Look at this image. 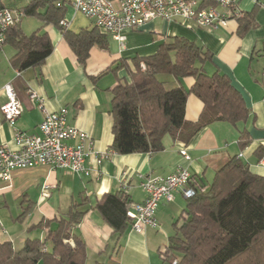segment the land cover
Segmentation results:
<instances>
[{"label": "crops", "instance_id": "crops-1", "mask_svg": "<svg viewBox=\"0 0 264 264\" xmlns=\"http://www.w3.org/2000/svg\"><path fill=\"white\" fill-rule=\"evenodd\" d=\"M239 6L246 14L254 13V25L244 34L239 32L237 19L230 20L227 26H201L192 19L167 21L156 18L126 30L124 49L111 34L103 32L107 35L106 45L92 46L84 64L80 63L63 31L31 16L29 9L21 20L22 29L27 34L38 29L46 31L53 50L43 65L20 70L12 62L16 49L10 43L3 46L0 52V107L7 99L4 86L10 83L23 109L14 127L0 109V145L15 149L16 129L37 135L45 113L65 107L69 124L89 133L95 149L108 152V156L101 163H97L96 156L88 158L87 164L93 169L90 175L54 169L49 165L15 168L8 181L0 182V241H11L19 250L28 237L46 238L49 229L57 226L55 221L50 227H30L43 219L53 220L66 214L73 199L80 197H87L89 205L93 206L104 194L123 189L130 196L129 204L144 202L146 193L140 184L142 175L166 176L182 166L196 180L209 186L216 172L233 156L239 155L254 173L263 176L264 0H240ZM26 16L34 17L36 21L25 20ZM65 20L69 30L75 33L95 26L91 18L71 6H67ZM176 36L195 41L213 55V59L204 64L205 72L209 75L221 72L230 77L249 109L248 117L236 124L213 122L187 143L166 135L165 148L159 152L120 154L111 151L114 87L120 80H130L128 68L134 70L135 57L154 54L161 44ZM158 78L169 87L183 85L187 90L195 84L194 77L180 80L161 74ZM32 93L38 98H31ZM186 103L184 116L189 121H197L204 108L203 101L190 93ZM243 131L248 134L245 148H241L239 142ZM183 149L189 159L182 155ZM174 196L172 201H160L159 226L147 227L142 233L135 231L131 224L119 235L98 209L89 208L76 226V232L87 246L86 264H164L161 252L173 236L174 223L187 204L182 191H176Z\"/></svg>", "mask_w": 264, "mask_h": 264}, {"label": "trees", "instance_id": "trees-1", "mask_svg": "<svg viewBox=\"0 0 264 264\" xmlns=\"http://www.w3.org/2000/svg\"><path fill=\"white\" fill-rule=\"evenodd\" d=\"M59 1L0 0V9L15 8L25 14L30 9L31 16L57 26L84 64L92 46L106 45L107 35L97 26L78 33L70 31L64 25L67 7L59 6ZM237 20L239 32L244 34L254 25V13L243 12ZM7 43L17 51L12 62L20 70L43 65L53 50L46 31L38 29L27 34L21 22L7 31L0 52ZM212 59L213 55L203 46L181 36L164 42L152 55L135 57L134 70L128 68L130 80H120L113 89L111 151L159 152L165 148L166 135L187 143L213 122L236 124L246 120L249 109L230 77L221 72H205V62ZM161 74L180 80L194 77L195 84L190 90L183 85L169 87L158 78ZM190 93L204 103L197 121L184 116ZM239 142L241 148L247 146L245 131ZM192 186L196 193L187 197L186 207L174 223L175 232L161 252L164 264H264V175L254 173L248 163L235 155L216 172L209 186L195 177ZM202 187L206 190L202 191ZM129 202L130 196L123 189L104 194L93 206L87 197L73 199L66 214L53 220L43 219L30 227H50L55 221L57 226L49 229L46 238L28 237L19 250L11 241H0V264H86L87 246L76 226L92 207L122 235L132 224L127 214Z\"/></svg>", "mask_w": 264, "mask_h": 264}, {"label": "built area", "instance_id": "built-area-1", "mask_svg": "<svg viewBox=\"0 0 264 264\" xmlns=\"http://www.w3.org/2000/svg\"><path fill=\"white\" fill-rule=\"evenodd\" d=\"M239 2L240 0H61L58 5L71 6L91 18L95 26L111 34L124 49L126 30L140 27L156 18L167 21L186 18L201 26H227L230 20L243 15ZM24 16V10L0 9V45L5 43L7 31L21 22ZM64 25L68 27L66 20ZM4 90L7 99L0 109L5 119L14 127L23 105L12 84H5ZM31 98L38 97L36 93H32ZM39 100L43 101L41 98ZM39 130L36 135L16 129V148L0 145V182L8 181L15 168L38 165L90 175L93 169L87 164L88 158L96 156L97 163H101L108 156V152L101 153L95 149L94 140L89 133L69 124L68 109L65 107L55 112H46ZM181 153L187 159L190 158L185 149ZM261 164L264 166V158ZM192 180L191 172L182 166L166 176L142 175L140 184L146 193V199L144 202L128 205L127 214L132 219V228L142 233L147 227H158L157 211L160 201H172L176 191H182L186 197L195 195ZM201 190L205 191L206 187Z\"/></svg>", "mask_w": 264, "mask_h": 264}, {"label": "rangeland", "instance_id": "rangeland-1", "mask_svg": "<svg viewBox=\"0 0 264 264\" xmlns=\"http://www.w3.org/2000/svg\"><path fill=\"white\" fill-rule=\"evenodd\" d=\"M25 1V0H24ZM26 2V1H25ZM29 19H32V21H36V19L34 17H31V16H26L25 17V20H29Z\"/></svg>", "mask_w": 264, "mask_h": 264}]
</instances>
